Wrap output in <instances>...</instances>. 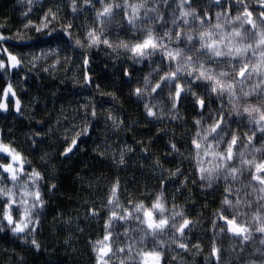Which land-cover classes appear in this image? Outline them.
<instances>
[{
	"label": "snow or ice",
	"instance_id": "snow-or-ice-1",
	"mask_svg": "<svg viewBox=\"0 0 264 264\" xmlns=\"http://www.w3.org/2000/svg\"><path fill=\"white\" fill-rule=\"evenodd\" d=\"M36 6L41 12L34 21ZM81 16L84 23H77ZM23 21L15 41L28 47L33 38L25 40L23 33H36L28 53L31 69L49 59L45 73L64 65L79 100L71 113L61 107L55 126L38 120L39 129L47 124L46 132L21 129L23 141L5 142L13 130L0 128V239L37 253L43 247L38 236L49 214L46 196L57 191L56 170H49L56 157L39 146L63 128L55 148L61 159L83 151L81 144L91 139L101 159L111 150L115 168L104 186L96 183L99 207L95 201L85 207L83 221L59 214L70 232L83 233L81 223L96 221L94 230L102 235L85 245L91 264H184L185 254L200 255L204 237L193 231L197 225L189 213L202 214L185 196L186 190L196 194L197 186L205 208L219 192L204 264H264V0H27ZM13 39L0 26V113L22 115L25 105L11 77L27 85L31 69L24 71V57L2 46ZM93 49L122 69L110 77L120 95L94 78ZM118 102L135 105L146 125L156 127L139 153L127 142L112 146L114 136L140 124L126 121ZM97 129L102 139L93 136ZM161 143L163 156L149 151ZM26 153H39V160L33 164ZM135 156L152 161L139 196L128 190L140 186L136 173L123 184L120 176ZM178 196H185V205L176 203ZM225 237L232 241V260L224 259ZM12 251L16 264H27Z\"/></svg>",
	"mask_w": 264,
	"mask_h": 264
},
{
	"label": "trees",
	"instance_id": "trees-1",
	"mask_svg": "<svg viewBox=\"0 0 264 264\" xmlns=\"http://www.w3.org/2000/svg\"><path fill=\"white\" fill-rule=\"evenodd\" d=\"M27 0L21 3V0H0V26H3V34L5 36H13L14 39L8 41L7 44L2 45L8 47L9 51L13 54L23 53L27 50H32V45L35 42L36 33L29 32L23 33V38L27 40L28 37H32L33 40H28V47L24 45H17L15 37L17 36L18 29H23L24 23L27 21L22 20V13L26 11ZM41 10L39 6H36L35 11L32 13V19L37 20V13ZM62 18H64L62 14ZM70 19V17H68ZM77 23H84V16H81ZM59 26V25H58ZM45 37H40L42 44ZM39 49V48H37ZM36 49V50H37ZM71 55V53H69ZM94 60L91 65L93 69V76L97 78L101 83V87L105 91L116 92L117 95L122 93V89L115 88L113 85L118 83L113 79H110L112 71H122L119 67H114L112 59L105 56L104 52H96L93 49ZM64 53H61L63 58ZM108 65L106 68L105 65ZM64 65H61L60 69L54 70L53 74H42L39 70H31L29 72V79L27 85L23 84L17 93L25 105L23 114L16 115L14 112L11 114L0 113V128L7 134L9 129L13 130L12 135L5 136V142L11 139H19L23 141L24 136L21 133V129L25 131L29 127L39 130L42 133L47 131V124L43 129H39L37 125L38 120H47L55 126L56 119L59 115L61 107L66 112L71 113L78 103L79 98L74 94L73 83L71 80L65 79V73L63 71ZM24 71L28 72L29 69L25 68ZM22 74V73H21ZM71 73H69V76ZM14 76L11 77V80ZM26 90V91H25ZM107 107V105H106ZM117 109L124 111V118L126 121H132L139 119L140 124L133 129H125L123 132L113 137V141L116 143L112 146L115 147L123 142H127L129 145H135L136 152L139 153V149L146 145L149 140V133L154 134L156 132L155 126L146 125L142 116L137 115L136 106L124 103L122 106L118 102ZM5 116L7 117L5 119ZM50 117V119H49ZM159 127H168L171 129V125H160ZM63 132V128L60 132L56 133L50 140L46 141V144L40 145L42 151H48L55 155V159L50 162L49 170L52 167L55 168L56 179L52 181L57 184V191L51 197H47L49 201V214L44 219L43 227L40 230L38 239L43 247L37 253L34 251H28L24 247L18 246V242L14 243L9 240L8 237L0 239V264H16L13 249H15L16 255H23L27 261V264H91L88 256V250L85 245L89 239L95 240L97 235H102L101 232L95 231L96 221H92L90 225L81 223V227L84 228V232L80 233L78 230L69 231L66 226L63 225L59 219V214L64 213L65 218L70 214L73 219L77 216L83 221L85 207L92 206V201H95V206L99 207L98 194L95 191V185L97 182L101 186L105 185V177L111 179L115 172V168L111 165V150L108 152V159H101L94 152L96 147L95 143L91 139H85V142L81 144V149L77 154L71 156L69 159L63 160L55 153L57 147L56 141L60 139V134ZM176 135L179 137L181 132L176 130ZM93 136H99L101 139L104 133L97 129ZM39 139V138H38ZM141 141L142 143H137ZM111 143V142H110ZM62 151V148L60 149ZM150 152L155 153L157 156H163V144L154 145L149 149ZM26 155H28L26 153ZM28 159L35 164L39 160V153L35 158L32 155H28ZM144 164L143 173L141 176V164ZM152 161L142 162L136 156L128 161V168L120 173L121 182L124 183L125 179H131L133 173H136L140 180V186H129L128 190L134 195L139 196L143 191L142 185L145 178L148 177L150 169L147 167ZM165 169L171 167V165L165 163L163 165ZM188 165L185 164V168ZM183 179V177H181ZM91 182V187H90ZM155 180H149L150 185H154ZM191 182H189V188H191ZM222 190V187H221ZM199 187L197 186L196 194L191 192H185V196H191V199L187 201L188 205L192 203L196 204V212L202 215L198 217L193 213H189L190 218L196 223V228L193 230L198 236L204 237L201 242L205 251L200 255L193 256L192 254H185L183 257L184 264H204V257L207 255V247L210 244L208 237L212 235L211 230V218L212 212L218 204L219 192L215 196H209L207 198L208 207L205 208V197L199 194ZM171 192V189H170ZM185 196H178L176 203L178 205H185ZM169 209H171V194L168 196ZM216 203H213V201ZM85 201H89L85 204ZM55 218V220H54ZM55 225V226H54ZM102 225V222H101ZM2 236V234H0ZM71 238V243L65 244L67 238ZM197 241L194 240L193 243ZM232 241H229L225 237L221 242V247L224 249V259L232 260L231 256L233 249L231 248ZM257 244L251 245L248 251H252ZM7 249V251H4ZM195 250L193 249V252ZM236 252L240 249L236 248ZM247 252L245 256H247ZM10 257H12L10 259Z\"/></svg>",
	"mask_w": 264,
	"mask_h": 264
},
{
	"label": "rangeland",
	"instance_id": "rangeland-1",
	"mask_svg": "<svg viewBox=\"0 0 264 264\" xmlns=\"http://www.w3.org/2000/svg\"><path fill=\"white\" fill-rule=\"evenodd\" d=\"M37 51H39V49H37ZM31 50H27L26 52L24 51L23 53H20V55H22L24 57V60H25V68H28V69H31V64H30V61H31V55H28V53H30ZM53 61L52 59H49V60H41L40 61V67L37 68V69H31L33 72L34 70H39L42 74H47L43 71V68L44 67H47L49 64H51ZM54 72H52L51 74H53ZM23 75V73L21 74V76ZM12 82L14 84V87H15V90L16 92L18 93L20 88L22 87L23 83L20 81V79L18 77H13L12 79ZM14 103V101H13ZM136 157V156H135ZM138 157V156H137ZM134 158V157H133ZM131 160V159H130ZM129 160V161H130Z\"/></svg>",
	"mask_w": 264,
	"mask_h": 264
}]
</instances>
